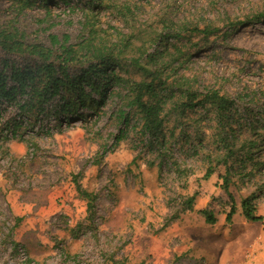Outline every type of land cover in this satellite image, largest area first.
Listing matches in <instances>:
<instances>
[{
  "label": "rangeland",
  "instance_id": "rangeland-1",
  "mask_svg": "<svg viewBox=\"0 0 264 264\" xmlns=\"http://www.w3.org/2000/svg\"><path fill=\"white\" fill-rule=\"evenodd\" d=\"M118 1L89 10L86 0H38L28 8L0 0V28L50 45L51 34L81 41L90 24L117 40L140 24L160 28L166 18L215 21L219 34L180 40L191 54L173 62L174 71L203 90H227L243 113L238 146L254 139L258 148L252 160L229 159L204 178L214 147L210 116L166 132L163 147L118 118L120 95H106L94 110L62 112L58 94L33 116L20 112L19 93L0 97V264H264V21L234 30L223 21L264 10V0H131L138 8L129 18L110 7ZM4 58L8 75L10 65H33L29 55L0 51ZM195 130L205 134L202 143ZM77 183L94 194L90 208ZM245 200L258 218L246 217Z\"/></svg>",
  "mask_w": 264,
  "mask_h": 264
},
{
  "label": "trees",
  "instance_id": "trees-1",
  "mask_svg": "<svg viewBox=\"0 0 264 264\" xmlns=\"http://www.w3.org/2000/svg\"><path fill=\"white\" fill-rule=\"evenodd\" d=\"M38 0H19L21 8H28ZM48 4L54 0H40ZM106 0H86L89 10ZM123 17L129 18L138 8L136 1L123 0L111 4ZM227 28L234 30L238 25H248L252 21H264V10L254 11L245 19L234 20L226 14L223 19ZM91 23V22H89ZM187 20L166 18L157 21L162 27L140 24L136 31L123 33L117 40L101 34L94 24H90L88 36L81 41L70 40L65 33L62 38L51 34V44L29 42L17 28H0V51L9 56L29 55L33 65L22 68L10 65L8 75L7 59L0 62V97L15 100L19 93L20 99L16 105L20 112L27 116L37 114L44 109L45 103L60 95L59 110L76 111L78 107H88L94 110L104 101L106 95L122 96L125 104L119 110L118 118L125 124L141 127L142 134L148 135V142L158 143L165 147L166 132L174 135L178 127H189L197 116H210L215 131L212 133L214 147L206 154L209 165L204 178H209L219 164H227L229 159L252 160L254 148L259 141L249 139L248 143L238 146L235 125L242 126L240 121L243 113L237 108V100L230 93L218 88L209 87L206 90L195 85V80L174 71L173 62L183 63L189 52L180 42L185 34H203L204 38L221 32V26L215 21L204 24L199 22L189 24ZM85 26H87L85 24ZM158 29V30H157ZM160 29V31H159ZM159 31V32H158ZM228 33L225 31L224 34ZM180 42V43H179ZM164 46L160 47V45ZM153 49H152V48ZM152 49V51L150 50ZM123 73V74H122ZM10 78L13 83L9 84ZM95 93L97 97L92 96ZM130 110H126V109ZM36 109V111H34ZM134 113L131 116V111ZM191 113H195L194 116ZM84 114H79V116ZM191 121V122H190ZM264 129V120L260 125ZM250 128L254 124L250 123ZM196 135H201V131ZM205 134L198 142L202 143ZM122 136H116L119 140ZM214 156V164L210 162ZM207 160V161H208ZM176 169L178 163L173 162ZM80 194L88 199V207L92 206L94 194L77 183ZM192 200L188 201L191 206ZM245 215L254 216L253 207L248 201L243 203ZM232 207L227 219L234 213ZM207 219L213 217L205 210ZM167 221L168 225L172 220ZM115 264L124 262L115 261Z\"/></svg>",
  "mask_w": 264,
  "mask_h": 264
}]
</instances>
